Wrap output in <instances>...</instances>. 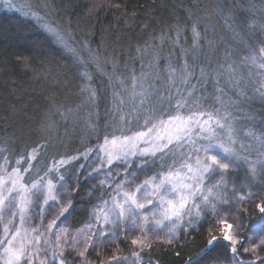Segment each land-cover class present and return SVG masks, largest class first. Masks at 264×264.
Instances as JSON below:
<instances>
[{"label":"snow or ice","instance_id":"6c2138e0","mask_svg":"<svg viewBox=\"0 0 264 264\" xmlns=\"http://www.w3.org/2000/svg\"><path fill=\"white\" fill-rule=\"evenodd\" d=\"M0 3L55 36L81 79L79 103L47 113L38 140L18 155L0 147V264H93L90 251L109 245L99 264H160L155 246L183 248L181 236L209 221L183 264H264V8L258 17L238 0H179L183 24L137 46L121 68L102 64L88 41L72 45L46 19L49 0ZM109 65L98 89L90 68ZM81 127L88 135L73 147L67 138ZM84 185L90 207L73 227ZM257 196L260 222L245 234L237 221Z\"/></svg>","mask_w":264,"mask_h":264},{"label":"trees","instance_id":"16d2710c","mask_svg":"<svg viewBox=\"0 0 264 264\" xmlns=\"http://www.w3.org/2000/svg\"><path fill=\"white\" fill-rule=\"evenodd\" d=\"M33 2L39 3V0ZM49 3L54 11L47 14V20L65 33L72 45L79 46L88 41L93 49L99 50L102 64L105 60L116 59L121 68L137 55V46L167 32L178 20L181 24L184 22L179 0H49ZM238 3L244 9L254 5L253 10L258 17L259 9L264 8V0H238ZM96 4L102 6L97 9ZM116 4L120 7L116 8ZM168 50L165 45V52ZM136 67L139 69V63ZM111 70L110 65L100 70L90 68L93 83L98 89L106 87L103 72ZM80 83L78 65L53 35L22 12L0 6V147L14 149L18 155L25 144L31 145L38 140L39 128L47 113L55 111L57 106L68 108L79 103ZM252 107L259 111L262 104L256 100ZM103 109L101 101V135L105 131ZM55 119L59 120V117ZM60 132H64L62 122ZM87 135L81 127L67 139L74 141L72 146L76 147L80 138ZM95 135L91 134L86 146L96 142ZM87 190V185H84L79 195L73 197L78 213L70 220L73 227L83 222L86 209L90 207L86 201ZM253 191L259 193V189ZM256 202H259V196L244 204L248 212L237 221L245 234H250L251 227L260 222L255 212ZM209 227H215L213 221L202 223L195 231L182 235L183 248L155 246L152 249L154 257L160 264H183L190 250L203 247ZM124 243L119 242V247L121 254L126 255L131 245L126 247ZM112 246L111 251L104 248L99 257L97 250H91L90 253L95 254L93 256L92 253L90 261L99 264L100 260H107L115 251V245ZM177 251L182 253L180 257L175 255ZM220 251L226 252L223 241L220 242Z\"/></svg>","mask_w":264,"mask_h":264},{"label":"rangeland","instance_id":"374dc122","mask_svg":"<svg viewBox=\"0 0 264 264\" xmlns=\"http://www.w3.org/2000/svg\"><path fill=\"white\" fill-rule=\"evenodd\" d=\"M26 2V0H14V3L17 5V6H19V5H21V4H23V3H25ZM0 6H2L3 7V4L2 3H0ZM47 19V18H46ZM53 26V25H52ZM54 27V26H53ZM55 28V27H54ZM57 29V28H56ZM54 38L56 39V37L54 36ZM57 41V40H56ZM69 42H70V40H69ZM71 43V42H70ZM125 243L127 244V246L126 247H128L129 245H130V241H125ZM124 243V244H125ZM245 246H247V242L245 243ZM112 245H109V246H107V247H105V249H107V248H109L108 250L109 251H111L112 250ZM129 251H132L133 249H132V247H129V249H128ZM93 252H95L96 251V249H93L92 250ZM91 252V251H90ZM92 252V253H93ZM92 253H89V260H91L92 259ZM101 253V252H100ZM94 254L95 253H93V256H94Z\"/></svg>","mask_w":264,"mask_h":264}]
</instances>
